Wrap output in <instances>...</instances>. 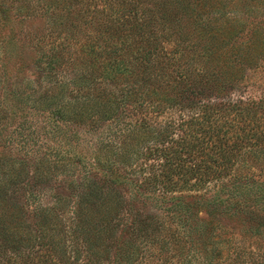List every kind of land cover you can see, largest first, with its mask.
I'll use <instances>...</instances> for the list:
<instances>
[{
	"label": "trees",
	"instance_id": "obj_1",
	"mask_svg": "<svg viewBox=\"0 0 264 264\" xmlns=\"http://www.w3.org/2000/svg\"><path fill=\"white\" fill-rule=\"evenodd\" d=\"M16 2V18L33 25L18 30L11 42L0 40V86L15 101L0 99V133L1 122H12L7 114L19 119L14 135L0 140V264H131L151 222L137 211L111 255L123 199V183L111 171L132 147L133 130L119 132V142L116 134L101 131L86 146L108 173L106 192L83 174L79 184L58 180L50 194L44 165L57 161L44 152L32 154L24 133L29 121L12 106L51 114L54 123L44 132L60 136L58 155L71 145L65 140L68 123L94 126L125 108L141 114L135 124L169 138L165 146L151 147L143 163L144 191L159 185L152 188L161 195L179 183L196 188L203 178L222 181L239 160L264 161V94L242 95V82L264 66V0H237L232 8H226L231 0ZM0 17L9 16L3 11ZM31 72L45 87L33 99L21 92L38 85L27 77ZM152 113L164 114L158 127L151 125ZM9 144L19 152L4 150ZM58 160L63 168L86 169L82 153ZM40 194L53 202L42 203ZM61 206L73 207L67 226L57 214ZM192 227L197 235H187L186 242L203 253L199 247L211 240L212 229ZM172 256L183 253L164 258Z\"/></svg>",
	"mask_w": 264,
	"mask_h": 264
},
{
	"label": "rangeland",
	"instance_id": "obj_2",
	"mask_svg": "<svg viewBox=\"0 0 264 264\" xmlns=\"http://www.w3.org/2000/svg\"><path fill=\"white\" fill-rule=\"evenodd\" d=\"M236 3L237 0H231V3L227 4L226 8H232L230 4ZM16 6V0H0V12L5 11V14L9 16L8 19L0 17V40L11 42L13 35L18 30L25 28L26 25H33L30 24V21H19V18H16L13 12ZM17 37L19 38V36ZM32 72L36 71L32 69ZM32 72L31 75L27 73V77L35 80L38 85H34L32 90L25 88L21 91L29 94L31 99L45 88L44 82L39 79V75L37 77ZM242 85L245 86L242 94L244 98L254 99L263 96L264 66L255 69L249 78L242 82ZM6 89V86L4 88L0 86V99L3 100L4 96H6L9 102L15 105V101L10 95L8 93L5 94L7 92ZM3 104L5 105V102ZM7 106L12 105L8 104ZM11 110L12 112L14 110L15 114L23 112L26 115V120L29 121V126L24 133L27 135L28 143L33 148L31 149L34 151L32 154L36 156L44 152L42 156L49 160L55 159L54 162L57 161L55 167L44 165L46 166L44 171L47 173L44 186L47 189H52L50 194L55 190L58 180H76V183L79 184L83 180H80L83 174L99 185L102 184L103 190L106 192L110 188V184L106 182L108 173L96 165L93 160L94 152L92 151L89 154L86 146L89 143L91 144V142H95V138L99 136L97 134L101 131L103 134L109 132L107 134L110 137L116 134L117 137L114 139L116 142H119V132L126 133L127 129L134 131V134L130 137H134L132 147L123 156L122 163L115 164L116 173L111 171L116 179L121 184L123 183L122 186H118V188H122L120 190L123 193V199L121 201V210L116 216L119 220L118 228L110 240L112 244L109 247V252L111 251L112 256H114L115 247L120 240V234H124V231L138 211L142 218L144 216L150 217L151 222L148 227L146 242L139 244L137 249L139 254L137 257L135 255L131 264H202V262L203 264H257L263 262V160L258 164L250 160L247 163L243 160L236 161L231 164L232 169L227 171V175L222 181L215 182L210 177L203 178V182H201L203 184L196 188L187 187V184L181 185L179 183L177 186L162 190L164 194L161 195V191H154L152 188V186L159 188V185H152L144 191V177L147 176V168H145L143 163L146 162L145 155L151 147L160 145V143L165 146L169 138L166 140V138L156 135L152 130L141 128L138 123L135 124L142 116L141 114L139 115L125 108L120 114L117 112L111 119L103 120L94 126H79L68 123V128H65L67 134L65 140L71 145H66L59 156L54 154V152L57 151L56 142L60 136H54L52 132L45 135L44 132L51 128L54 123L49 112L34 111L30 108V105L12 106ZM168 112L170 110H164L163 113ZM1 115L3 114L0 113ZM7 115L12 117V122L10 123L9 121L10 117L1 122L4 125L1 129L0 140L14 135L11 132L19 120L16 116L13 118L11 114ZM163 115L150 114L151 125L158 127V123L164 117ZM42 120L43 122H41ZM0 144L2 146V141H0ZM4 150L12 154L19 152L16 151L15 147H11L10 144ZM80 153L85 156L86 169H82V165H77L76 169H72L69 164H67L69 167L63 168L62 166H64L65 162L58 160V158H69L74 154L79 155ZM83 170H86V172H83ZM189 180L193 179L190 178ZM46 194L36 196L42 203L50 204L53 201L50 199V195L47 196ZM145 196L148 198L145 199ZM213 199L215 200L209 203V200ZM108 205L110 209L114 207L112 203H108ZM183 206L188 207V212H183ZM72 209L73 207L66 209V206H61L58 210L57 214L66 226L69 225V220L72 218ZM193 224H200L203 227L212 229L211 240L203 242L199 247L204 255L203 253H196L195 249L191 248L190 244L186 242L185 237L187 235L192 237L196 234L193 231ZM175 235L178 237L176 238ZM161 251L166 253L161 255ZM177 253H183V256L164 258ZM21 256L24 255L21 254ZM2 258L4 257L2 256Z\"/></svg>",
	"mask_w": 264,
	"mask_h": 264
}]
</instances>
